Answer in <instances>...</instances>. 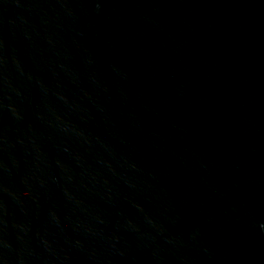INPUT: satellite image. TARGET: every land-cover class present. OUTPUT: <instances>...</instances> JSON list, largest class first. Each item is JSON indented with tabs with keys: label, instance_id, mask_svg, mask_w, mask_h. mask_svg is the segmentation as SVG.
<instances>
[{
	"label": "water",
	"instance_id": "95a60500",
	"mask_svg": "<svg viewBox=\"0 0 264 264\" xmlns=\"http://www.w3.org/2000/svg\"><path fill=\"white\" fill-rule=\"evenodd\" d=\"M0 264H264V0H0Z\"/></svg>",
	"mask_w": 264,
	"mask_h": 264
}]
</instances>
